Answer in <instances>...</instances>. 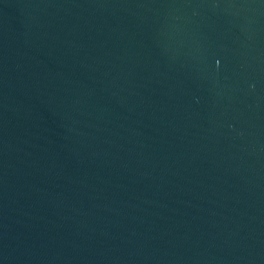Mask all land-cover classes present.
I'll return each mask as SVG.
<instances>
[{"label":"water","instance_id":"95a60500","mask_svg":"<svg viewBox=\"0 0 264 264\" xmlns=\"http://www.w3.org/2000/svg\"><path fill=\"white\" fill-rule=\"evenodd\" d=\"M0 264H264V0H0Z\"/></svg>","mask_w":264,"mask_h":264}]
</instances>
